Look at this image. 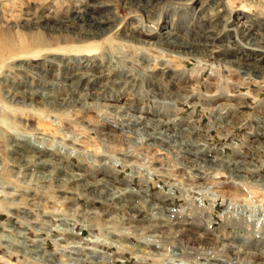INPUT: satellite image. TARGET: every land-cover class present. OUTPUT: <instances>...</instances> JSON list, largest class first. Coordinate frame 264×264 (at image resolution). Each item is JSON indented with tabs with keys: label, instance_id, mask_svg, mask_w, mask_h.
<instances>
[{
	"label": "rangeland",
	"instance_id": "rangeland-1",
	"mask_svg": "<svg viewBox=\"0 0 264 264\" xmlns=\"http://www.w3.org/2000/svg\"><path fill=\"white\" fill-rule=\"evenodd\" d=\"M157 2L0 0V264H93L85 255L93 247L101 264H216L192 254L202 251L223 264H264V39L242 26L264 36V0ZM66 72L89 79L66 86ZM20 79L77 103L20 106ZM138 115L147 124L135 126ZM109 123L125 132L102 135ZM23 138L51 149L44 170ZM185 144L198 154H185ZM141 216L172 231L151 234ZM175 221L196 225L213 247L182 243L190 237L174 232ZM221 236L244 237L237 250L260 257L235 256ZM73 240L81 257L68 253ZM156 240V257L137 252Z\"/></svg>",
	"mask_w": 264,
	"mask_h": 264
},
{
	"label": "bare ground",
	"instance_id": "bare-ground-1",
	"mask_svg": "<svg viewBox=\"0 0 264 264\" xmlns=\"http://www.w3.org/2000/svg\"><path fill=\"white\" fill-rule=\"evenodd\" d=\"M75 1H77V0H75ZM151 1H153V0H151ZM157 1H161V0H156V2ZM85 2V1H84ZM130 2V1H129ZM139 2V1H138ZM74 3V2H73ZM78 3V2H77ZM130 3H133V2H130ZM149 3H151V2H149ZM148 3V4H149ZM158 3V2H157ZM80 4H81V2H80ZM85 4H87V3H85ZM138 4V3H137ZM142 4V3H141ZM145 4V3H144ZM71 5H73V4H71ZM75 5V4H74ZM83 5V4H82ZM147 5V4H146ZM153 5V4H152ZM151 5V6H152ZM88 6V5H87ZM86 6V7H87ZM90 6V5H89ZM84 7V6H83ZM48 10V9H47ZM68 10H70V9H68ZM93 11H94V9H93ZM69 12V11H68ZM71 12V11H70ZM74 12L76 13V16H77V18H80V16H82V17H85V14H87L86 12V10L84 9V8H81V9H79V7H76V9L74 10ZM97 12V11H96ZM95 13V12H94ZM95 16V15H94ZM42 17V16H41ZM76 18V17H75ZM90 18V17H89ZM59 19H61V18H59ZM84 19H86V18H84ZM96 19V18H95ZM98 19V21H99V18H97ZM58 20V19H57ZM72 20V19H71ZM70 20V21H71ZM43 21V20H42ZM63 21V20H62ZM78 21V20H77ZM97 21V22H98ZM86 23V22H85ZM101 23H106V21H104V20H102V21H100L99 22V24L101 25ZM244 23V22H243ZM242 23V26H243V32H244V36H246V35H250V37L253 39H255V41L257 42V43H261L262 42V40L264 39V36H263V34L261 33H259V31H257V30H253L251 27H249L248 25H246V24H243ZM74 24V23H73ZM68 25V24H67ZM75 26V25H74ZM103 26V25H102ZM154 26V25H153ZM255 26V25H254ZM68 27V26H67ZM89 27H91V26H89ZM257 27V26H256ZM55 28V27H54ZM62 28V27H61ZM64 28H66V27H64ZM77 28V27H76ZM82 28V27H81ZM80 28V29H81ZM86 28V27H85ZM88 28V27H87ZM98 28V27H97ZM255 28V27H254ZM149 29H151V27L149 28ZM148 29V30H149ZM199 29V28H198ZM256 29V28H255ZM259 29V28H258ZM69 30V29H68ZM74 30H76V29H74ZM82 30V29H81ZM107 30V29H106ZM262 30V29H261ZM71 31V30H70ZM86 31V30H85ZM90 31H91V29H90ZM96 31V30H95ZM152 31V30H151ZM93 32H94V30H93ZM199 32V31H198ZM71 33V32H70ZM82 34V33H81ZM85 34V33H84ZM94 34H95V32H94ZM163 34H165L166 35V37H167V39L169 40V41H171V39H173L172 38V36H176V34L174 33V32H172L171 30H168V31H166V32H164ZM86 35V34H85ZM199 35V34H198ZM77 36V35H76ZM131 36V35H130ZM164 36V35H163ZM194 36V35H193ZM205 36V35H204ZM203 35L201 36L202 38L204 37ZM131 37H133V36H131ZM135 37V36H134ZM133 37V38H134ZM207 37H208V35H207ZM207 37H204V38H207ZM130 38V37H129ZM181 38V37H180ZM249 38V37H248ZM137 39V38H136ZM177 39H179L178 37H177ZM182 39V38H181ZM244 39V38H243ZM242 39V40H243ZM174 41V40H173ZM251 41V40H250ZM139 42H140V40H139ZM146 43V42H145ZM174 44H178V46H176L177 47V49H181L182 48V52H178L179 54H181V55H187V54H190L191 52H189V50H188V48L189 49H192L191 48V46H189L188 44H186V42H183V41H181V42H176V41H174L173 42ZM190 44H191V42H189ZM196 43V42H195ZM165 44V43H164ZM194 46V45H193ZM169 47V46H168ZM246 49V48H245ZM170 50V49H169ZM172 50V49H171ZM173 51V50H172ZM175 51H177V50H175ZM198 51V50H197ZM168 53V52H167ZM173 53V52H172ZM194 53V52H193ZM169 54V53H168ZM192 54V53H191ZM177 55V54H176ZM51 62V64H53L54 62H52V61H50ZM238 65V64H237ZM22 67H21V69H20V71H23L22 70V68L24 67V71H26L29 67H27L26 68V66H24L23 64L21 65ZM239 66V65H238ZM243 67V66H242ZM253 67V66H252ZM35 69H37L38 71H35V74H37L44 82H46V74H45V76L43 75V73H44V71L41 69V67H40V64H35V66H34V70ZM240 69H241V67H240ZM246 69H248V68H246ZM251 69V68H250ZM249 69V70H250ZM29 71H31V70H29ZM32 72H34V71H32ZM248 73V72H247ZM83 73H79V72H75V73H73V72H66L65 74H64V76H63V80H64V84L67 86L69 83H70V85H76L75 87H78L79 85H81V84H84L83 82L84 81H86V80H88L89 78H87V77H84V76H86V75H82ZM85 74V73H84ZM89 75V74H88ZM87 75V76H88ZM125 75V74H124ZM128 75V74H127ZM25 76H22V78H24ZM90 77V76H89ZM25 80V79H24ZM128 80V79H127ZM53 82V81H52ZM87 82V81H86ZM122 82V81H121ZM49 83V82H48ZM95 84V83H94ZM51 85V84H50ZM30 86V85H29ZM28 85H27V83H25V81L22 83V79H20V101L19 100H17V102L18 103H20V106L22 105H24V104H27L28 106H34V105H38V104H45V103H49L50 104V106H55V107H57V104L58 103H60L61 102V104H65L66 103V101H68V103L69 102H73L75 99H73L72 97L70 98H68V97H64V98H59V96L57 95V94H55V93H57V92H51L50 94H45L44 92H42V90L41 91H39L38 89L37 90H35V91H32L31 90V87H29ZM87 86V85H86ZM103 86V85H102ZM88 87V86H87ZM90 87V86H89ZM124 87V86H123ZM36 88H39L40 89V87H39V85H37L36 86ZM71 88V87H70ZM74 88V87H73ZM125 88V87H124ZM65 90V89H64ZM63 91V90H62ZM70 91V90H69ZM71 93V92H70ZM67 95V94H66ZM14 96H17V94L15 95H13L12 97H14ZM80 97V96H79ZM78 100H80V99H78ZM77 100V101H78ZM75 102V101H74ZM75 103H77V102H75ZM65 106V105H64ZM63 106V107H64ZM60 107V106H59ZM66 107V106H65ZM130 109V108H129ZM121 110V109H120ZM57 111V109L55 108V110L54 111H52V112H56ZM118 111V110H117ZM137 111V110H136ZM58 112H59V110H58ZM128 112V111H127ZM123 115H124V113H123ZM129 114H127V116H128ZM136 115V114H135ZM134 115V116H135ZM130 116V115H129ZM132 117V116H131ZM124 118V117H123ZM123 118H122V120H123ZM130 118V117H129ZM135 118V126L136 125H140V124H145L147 121H148V119L146 118V117H144V116H141V115H138V116H136V117H134ZM118 119H120V118H118ZM132 120V119H131ZM121 121V120H120ZM165 121H161L160 120V122L158 123V124H160V125H163V127H164V129H162L163 131H162V133H164V132H167L168 130H170L169 128H168V123H164ZM115 123V122H114ZM120 123V122H119ZM118 123V124H119ZM133 123V122H132ZM111 126L110 127H108V128H103L104 130H107L108 132H103V134L102 135H107L109 138L110 137H117L118 135H117V133L116 134H114V130H117L118 132H119V130L121 131V132H123L124 130H123V128H122V126L119 128V127H117V126H114V124H112V123H109ZM116 124V123H115ZM147 124V123H146ZM157 124V125H158ZM105 126V125H104ZM116 129H115V128ZM130 127V126H129ZM118 128V129H117ZM171 128V127H170ZM143 129V128H142ZM180 130V129H179ZM147 131V130H146ZM174 131V130H173ZM125 132V131H124ZM123 132V133H124ZM138 133V132H137ZM182 133V132H181ZM120 134V133H119ZM122 134V133H121ZM165 134V133H164ZM170 134V133H169ZM124 135V134H123ZM123 135H121V136H123ZM131 135V134H130ZM147 136H149V134H146ZM132 136V135H131ZM151 136V135H150ZM167 136V135H166ZM174 136V135H173ZM171 138V137H170ZM175 139V138H174ZM26 140L27 139H25V138H23L22 140L20 139V141L21 142H24V143H26ZM73 140V139H72ZM167 140V139H166ZM176 140V139H175ZM180 140V139H179ZM32 141V140H31ZM76 141V140H75ZM176 141H178V139L176 140ZM183 141V140H182ZM188 141V140H187ZM27 142H29V140H27ZM74 142V141H73ZM162 142V141H161ZM30 143V142H29ZM28 143V144H29ZM36 143V142H35ZM175 143V142H174ZM186 143H188V142H186ZM181 144V143H180ZM182 144H184V142H182ZM202 144V143H201ZM46 145V144H45ZM45 145H43V143H40L39 145H36V144H32V143H30L29 144V148H32V150H33V152H34V154H33V158L35 159V163H36V166L40 169V170H44V167L46 166V164H47V160H45L44 158L48 155V153L50 152V148L49 147H47V146H45ZM156 146V145H155ZM185 146V148H186V151L184 152L185 154H189V155H192V157H193V154L194 155H196V154H198V151H199V147L197 148L196 147V151L197 152H194V153H192V151L190 150V149H188V147H192V146H196V144H194V145H192V144H185L184 145ZM23 147H27V146H25V145H23ZM180 148V147H179ZM184 148V149H185ZM20 151H22V153L20 152V155L22 154V156L23 157H25V158H27V154H28V151H26L25 150V148H22L21 147V150ZM194 151V150H193ZM200 151H203V149L202 150H200ZM200 154V153H199ZM207 154V153H206ZM184 156V155H183ZM184 157H186V156H184ZM183 157V158H184ZM197 157V156H196ZM182 158V159H183ZM205 158V157H204ZM220 158H222V157H220ZM186 159H188V157L186 158ZM190 159H192L191 157H190ZM203 159V158H202ZM206 159V158H205ZM217 159V158H216ZM219 159V158H218ZM197 160V159H196ZM200 160V159H199ZM198 160V161H199ZM220 160V159H219ZM241 160V159H240ZM244 161V160H243ZM182 162V161H181ZM188 162V161H187ZM207 162H209L210 164H212L214 167H215V163L216 162H218V160H214V159H211V160H209V161H207ZM230 162V161H229ZM237 162H239V160L237 161ZM229 164V163H228ZM231 164V163H230ZM240 164V163H239ZM207 165V164H206ZM211 165V166H212ZM237 165H238V163H237ZM205 166V165H204ZM212 166V167H213ZM234 166V165H233ZM211 167V168H212ZM206 169H207V167H206ZM214 169V168H213ZM231 169V168H230ZM242 169V168H241ZM240 170V169H239ZM234 171V170H233ZM229 172H231V170H229ZM231 175H232V173H231ZM204 177V176H203ZM238 177V176H237ZM70 180V179H69ZM82 180V179H81ZM61 181V180H60ZM76 181V183H81V181H78L77 179L75 180ZM258 181V180H257ZM87 184V183H86ZM77 186H79V184H77ZM106 186V185H105ZM107 187V186H106ZM101 189V188H100ZM102 190V189H101ZM109 191V190H108ZM199 191V190H198ZM120 193V192H119ZM109 195V194H108ZM145 195V194H144ZM144 195H143V197H144ZM142 196V195H141ZM140 196V197H141ZM137 199V198H136ZM145 199V198H144ZM127 200V199H126ZM133 201V200H132ZM149 200H147V202H148ZM127 202V201H126ZM134 202V201H133ZM144 202H145V200H144ZM136 203V202H135ZM153 208H154V206H153ZM156 208V207H155ZM164 208V207H163ZM162 208V209H163ZM161 209V210H162ZM166 209V208H165ZM169 211V210H168ZM89 212V211H88ZM159 212V211H158ZM161 212V211H160ZM110 213V212H109ZM152 213V212H151ZM157 213V212H156ZM163 213V212H162ZM162 213H161V215H162ZM160 214V213H159ZM108 215V214H107ZM160 215V216H161ZM163 215H164V213H163ZM142 218H143V220L142 221H144L145 222V218L147 219L146 221L149 223V225H148V223H147V226L149 227V228H152L151 230H149V233H151V234H153V233H155L156 235H157V233L156 232H158V231H162V232H169L170 230L172 231V228L171 229H168V228H166V229H161V226H160V219H156V220H153V219H151V218H149V216L147 217V216H141ZM158 217V216H157ZM141 218V219H142ZM139 219V218H138ZM140 219V220H141ZM178 220V219H177ZM28 221V220H27ZM181 221V220H180ZM47 222V221H46ZM108 222V221H107ZM107 222H105V223H107ZM176 222V221H175ZM150 223H152V225H151V227H150ZM48 224V223H47ZM66 223H64V225H65ZM164 224V223H163ZM174 224V223H173ZM176 224V227L173 229L174 230V232L177 234V235H182V236H184V235H187V236H189L190 238H184L183 240H182V243H194L195 245H200V246H202V248L203 249H205V250H209L210 248H212L213 247V245L211 244V242L210 241H206V239H202L201 238V235H200V233H199V230L200 229H198L197 227H196V225H185V224H182V223H180V222H176L175 223ZM105 225H107V224H105ZM165 225V224H164ZM22 226V225H21ZM143 226H145V224L143 225ZM166 226V225H165ZM137 227V226H136ZM131 228H132V226H131ZM70 231V230H69ZM139 231V230H138ZM63 232H65V231H63ZM71 232V231H70ZM24 233V232H23ZM66 233V232H65ZM110 233V232H109ZM121 233V232H120ZM111 234V233H110ZM112 234H114L113 232H112ZM161 234V233H160ZM169 234H170V232H169ZM115 235V234H114ZM116 235H117V233H116ZM119 235V234H118ZM121 235V234H120ZM165 235H166V233H165ZM122 236V235H121ZM123 236H125V235H123ZM151 236V235H150ZM163 236V235H162ZM161 236V237H162ZM69 237L72 239H74L76 236L75 235H73L72 233H69ZM117 237V236H116ZM145 237H147V235L145 236ZM159 237H160V235H159ZM158 237V238H159ZM165 237V236H164ZM96 238V237H95ZM123 238V237H122ZM149 238V237H148ZM155 238H156V236H155ZM169 238H170V236H169ZM174 238V237H173ZM173 238H171V239H173ZM244 238V237H243ZM243 238H238L237 240H241V239H243ZM64 239V238H63ZM68 239V238H67ZM66 239V240H67ZM124 239V238H123ZM143 239V238H142ZM153 239V238H152ZM151 239V240H152ZM162 239V238H161ZM160 239V240H161ZM231 239V237H227V236H221V238L219 239V242H220V245L223 247V248H229V250H230V252L231 253H233L235 256L237 255H239V254H241L243 257H244V259L245 260H249L250 259V256H252V257H255L257 260H258V258L260 257V254H258L257 252L256 253H250V252H246V251H239V250H237V247H239L240 245H242V243L241 242H238L237 240H236V242L234 241H231L230 240ZM145 240V239H144ZM148 240V239H147ZM147 240H145V241H147ZM150 240V241H151ZM154 240V239H153ZM158 240V239H157ZM157 240L155 241V243L157 242ZM94 242L93 240H89L88 242ZM113 241H115V240H113ZM112 241V242H113ZM117 241V240H116ZM144 241V242H145ZM159 241V240H158ZM242 242H243V240H241ZM88 242H87V244H88ZM111 243V242H110ZM114 243V242H113ZM141 243V242H140ZM158 243V242H157ZM154 244V243H144L145 245H144V249H141L140 247H141V244H140V246H139V248L137 249V252H140V253H142V254H146V255H148L149 257H156L157 256V254H158V252L156 253V251L158 250V249H160L161 247H159L160 245L162 246V244L160 243V245H159V243L158 244ZM171 243V242H170ZM23 244V243H22ZM67 245H68V250H69V254H70V256H72V255H74V256H77V257H81L82 255H83V252H82V247L80 246V244L78 243V242H76V240H73V241H71L70 242V244H69V242L67 241V243H66ZM86 244V243H85ZM86 244V245H87ZM114 244H116V243H114ZM193 244V245H194ZM19 245V244H18ZM84 245V244H83ZM82 245V246H83ZM86 245H84V246H86ZM92 245V244H91ZM98 244H96V246H97ZM180 245V244H179ZM239 245V246H238ZM21 246V245H20ZM66 246V245H65ZM121 246V245H120ZM165 246V245H164ZM175 246H178L177 244H175ZM23 247V246H22ZM64 247V246H63ZM62 247V248H63ZM181 247V246H180ZM180 247L178 246V248H176L175 250H174V254H175V256H176V258H181V257H183L184 256V253H182V251L180 252ZM246 247V246H245ZM35 248H37V247H34L33 249H31V251L34 253V254H37L39 251H38V249H35ZM86 248V247H85ZM94 248V247H93ZM93 248H88V251L85 253V255L86 256H92L95 260H93L92 261V263L93 264H101V262L100 261H98L99 259L101 260V257H100V255H101V253H100V251H97V250H95V249H93ZM163 248V247H162ZM167 248V247H166ZM87 249V248H86ZM181 249H182V247H181ZM67 250V249H66ZM84 250V249H83ZM148 250V251H147ZM195 250V249H194ZM228 250V249H227ZM45 252V251H44ZM64 252H66L65 250H64ZM63 252V253H64ZM173 252V251H172ZM203 252V251H202ZM202 252H196V253H192L193 255H196V256H198L199 254H202L203 256H204V258L203 259H206L208 262L209 261H215V263L216 264H223V263H225L226 261L223 259V258H219V257H216V256H214V255H212V254H209L208 252L206 253V252H204V253H202ZM32 254V253H31ZM174 254L172 255V256H174ZM43 255V254H42ZM240 255V256H241ZM70 256H68V258L70 259ZM174 256V257H175ZM103 257V256H102ZM143 257V256H142ZM37 258V257H36ZM86 258H88V257H86ZM85 258V259H86ZM89 259V258H88ZM179 260V263H177V264H183V263H181V260L182 259H178ZM89 261H91V260H89ZM211 262V263H212ZM89 263V262H88ZM91 263V262H90ZM207 263V262H206ZM235 263V262H234ZM104 264V263H103ZM238 264V263H237ZM254 264V263H253Z\"/></svg>",
	"mask_w": 264,
	"mask_h": 264
}]
</instances>
